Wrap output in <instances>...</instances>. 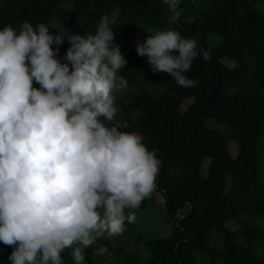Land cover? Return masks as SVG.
Listing matches in <instances>:
<instances>
[{"label": "trees", "instance_id": "obj_1", "mask_svg": "<svg viewBox=\"0 0 264 264\" xmlns=\"http://www.w3.org/2000/svg\"><path fill=\"white\" fill-rule=\"evenodd\" d=\"M177 12L174 18L164 0H0V29L11 25L19 31L28 21L46 24L53 35L64 28L94 34L101 16L109 17L110 47L118 46L127 61L117 75L128 81L115 93L118 113L111 123L126 121L121 130L141 134L161 161L155 191L134 210L135 222H125L124 231L134 227L157 205L155 193L163 196L158 211L167 233L146 235L141 264H218V258L221 264H264V0H179ZM161 30L195 38L210 51V62L198 56L185 73L198 82L194 87L152 72L147 58L137 55V43ZM69 46L66 39L51 45L59 48L61 62ZM33 86L39 87L35 81ZM208 119L224 131L209 126ZM230 140L237 144L234 157ZM231 220L238 222L235 229L227 226ZM116 240H96L107 246L100 258L136 256L123 254ZM95 249L94 244L84 249V264L99 263ZM11 251L0 243V264H10ZM71 253H61L63 264H75Z\"/></svg>", "mask_w": 264, "mask_h": 264}, {"label": "clouds", "instance_id": "obj_2", "mask_svg": "<svg viewBox=\"0 0 264 264\" xmlns=\"http://www.w3.org/2000/svg\"><path fill=\"white\" fill-rule=\"evenodd\" d=\"M164 3L176 18L179 0ZM110 24L102 15L95 33L82 35L66 28L53 35L28 21L19 31L0 29V243L12 248L10 264H63L65 249L84 264V249L105 234L120 236L156 189V150L122 131L126 121L111 123L115 93L128 81L117 75L127 61L110 47ZM65 39L61 62L51 45ZM136 52L183 88L198 83L185 75L195 58L211 61L209 50L175 30L152 32Z\"/></svg>", "mask_w": 264, "mask_h": 264}, {"label": "rangeland", "instance_id": "obj_3", "mask_svg": "<svg viewBox=\"0 0 264 264\" xmlns=\"http://www.w3.org/2000/svg\"><path fill=\"white\" fill-rule=\"evenodd\" d=\"M151 33V32H150ZM141 36L140 33L136 34L134 37H132L133 42H137V38L139 39ZM222 61L228 65H231L232 63L228 62L227 59L223 58ZM188 104V101H185L182 104V109H185L186 105ZM208 125L211 127H214L216 129H219L221 131H224V126L221 125L219 127L218 124L214 122L212 119H208L207 121ZM230 148H231V153L234 155L236 153V143L234 141H229ZM209 159L206 158L203 161V166H202V172L204 176L206 175V166H207V161ZM156 195V206H151V209L148 210L147 213H143L141 217L137 220V223L135 224L134 227L129 228L128 230L124 231L120 236L117 237H112L117 239L114 241L115 244H122L123 245V254L125 253H136V256L131 258V259H126V258H121V256H116V257H110V258H100V253L102 254L103 250L107 247L106 244L100 243L98 241H95L93 243L96 246V249L93 252V257L96 262H99L97 264H141L140 262L143 260L144 256L146 255V250L142 246V242L145 239L146 235L148 237L151 235L154 237H159L164 235L165 230L167 231V227L163 228L161 227L163 224V214H161L158 209H162L164 205V199L163 196L158 192L155 193ZM155 212H154V210ZM187 209V207H185ZM183 209L182 211H184ZM182 214V212H180ZM228 227L236 228L238 226V222L235 220H231L228 224ZM161 231L163 233H161ZM165 232V233H164ZM137 234L142 235L140 241L136 239ZM107 237V235L105 234ZM147 238V237H146Z\"/></svg>", "mask_w": 264, "mask_h": 264}]
</instances>
